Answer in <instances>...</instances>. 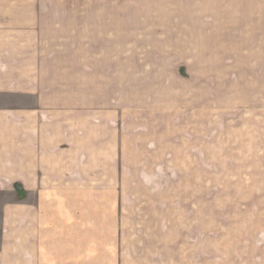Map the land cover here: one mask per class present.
I'll use <instances>...</instances> for the list:
<instances>
[{
	"label": "crops",
	"instance_id": "1",
	"mask_svg": "<svg viewBox=\"0 0 264 264\" xmlns=\"http://www.w3.org/2000/svg\"><path fill=\"white\" fill-rule=\"evenodd\" d=\"M98 2L0 0V264H130L108 256L114 242L102 255L84 242L85 233H115L121 191L131 188L119 164L129 121L116 102L114 51L129 44L130 21L116 23ZM188 17V29L203 30L202 70H188V134L197 125L209 141L217 118L231 142L264 159V0H189ZM208 69L221 77L228 104L215 99ZM243 168L231 172L229 189L264 196V164ZM242 173L250 176L239 183Z\"/></svg>",
	"mask_w": 264,
	"mask_h": 264
},
{
	"label": "rangeland",
	"instance_id": "2",
	"mask_svg": "<svg viewBox=\"0 0 264 264\" xmlns=\"http://www.w3.org/2000/svg\"><path fill=\"white\" fill-rule=\"evenodd\" d=\"M188 2H98L111 7L116 23L130 21L129 44L115 46L114 51L120 55L115 61L116 102L125 104L124 116L129 121L123 129L127 135L119 164L125 168L124 180L131 188L121 191L115 233L84 234L86 246L91 239L98 244L99 255L114 242L115 251L108 254L114 262L264 261V196L258 190L229 189L225 183L236 177L231 173L235 167L244 171L243 167L264 164V159L246 149L248 143L231 142L230 135L220 132L217 118L207 131L209 141H203L202 132L198 136L197 125L195 134H188V70L189 66L191 73L202 70V59L197 61L196 54L203 49L196 40L203 30L188 29ZM205 33L218 43V30ZM121 34L123 30H115L116 38ZM190 48L195 53L194 69ZM205 48L217 51L219 46ZM206 76L214 86L215 99L228 104L231 97L219 91L221 77L216 70L208 69ZM249 176L239 174V183ZM101 209L111 212L109 205ZM106 258L103 256L104 261Z\"/></svg>",
	"mask_w": 264,
	"mask_h": 264
}]
</instances>
